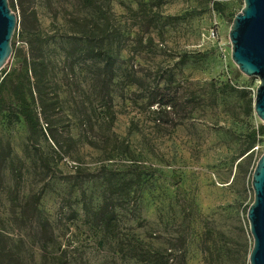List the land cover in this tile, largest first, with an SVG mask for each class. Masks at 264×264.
<instances>
[{
  "label": "rangeland",
  "instance_id": "obj_1",
  "mask_svg": "<svg viewBox=\"0 0 264 264\" xmlns=\"http://www.w3.org/2000/svg\"><path fill=\"white\" fill-rule=\"evenodd\" d=\"M213 1L13 0L26 37L0 80L24 57L47 65L39 129L1 131L0 225L23 264H144L150 249L171 264H250L259 79L231 56L243 0H217L223 13Z\"/></svg>",
  "mask_w": 264,
  "mask_h": 264
},
{
  "label": "water",
  "instance_id": "obj_2",
  "mask_svg": "<svg viewBox=\"0 0 264 264\" xmlns=\"http://www.w3.org/2000/svg\"><path fill=\"white\" fill-rule=\"evenodd\" d=\"M17 25L18 16L9 0H0V70L11 57ZM229 39L232 60L238 69L259 79L254 110L264 124V0H243V7L230 25ZM251 185L254 199L247 210V219L253 246L249 263L264 264V152L252 173Z\"/></svg>",
  "mask_w": 264,
  "mask_h": 264
},
{
  "label": "trees",
  "instance_id": "obj_3",
  "mask_svg": "<svg viewBox=\"0 0 264 264\" xmlns=\"http://www.w3.org/2000/svg\"><path fill=\"white\" fill-rule=\"evenodd\" d=\"M52 1V0H49ZM57 0H54L56 2ZM97 0H65L73 6H78L80 9H93L96 7ZM11 9L13 8V0H9ZM213 9L219 13L225 11V5L217 0L212 2ZM35 15V12H32ZM84 26H89L90 20L85 19ZM27 18L23 15V28L20 29L21 22L18 21L17 29L12 38V47L15 51L16 38L20 37L23 39L26 37L27 29ZM84 30V29H83ZM85 31V32H84ZM83 33H91L87 28ZM87 35V34H85ZM89 36V35H88ZM89 42L93 43V36L88 37ZM95 45H93L94 47ZM90 50H92V48ZM21 51V50H20ZM90 52V51H88ZM47 65L44 62L28 60L24 57V61L20 67H14L8 72H4L0 80V166L8 162L10 159V144L4 142L2 136V128L4 126H10L13 123L23 121L32 131H37L40 127V118L35 109L36 96L38 93L42 98L45 93L43 87L40 85L41 81L45 77ZM171 98V97H170ZM175 99H167L166 102L161 99L153 101L161 106L175 107ZM47 131V129L44 127ZM44 135V133L42 132ZM264 135V125H259L257 128L252 129L248 133L249 140L247 146L252 148L260 138ZM6 150V152H5ZM10 162V161H9ZM27 204V203H26ZM29 204V203H28ZM37 214L40 213L37 207H35ZM16 217H10L11 223L15 222ZM46 222V221H45ZM111 216L104 215L103 223L106 231L110 232L111 228ZM44 232L46 233V226L42 220ZM51 235V234H50ZM48 238H51L50 236ZM14 238L10 235L9 231L5 227L0 225V264H23L20 256L17 252H14ZM134 255H132L133 257ZM168 255L163 254L157 249H150L147 253V257L144 259V264H171Z\"/></svg>",
  "mask_w": 264,
  "mask_h": 264
}]
</instances>
